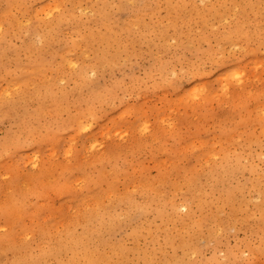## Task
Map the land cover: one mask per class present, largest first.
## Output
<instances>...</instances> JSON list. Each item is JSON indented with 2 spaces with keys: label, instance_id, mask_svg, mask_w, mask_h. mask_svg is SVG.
Here are the masks:
<instances>
[{
  "label": "rangeland",
  "instance_id": "1",
  "mask_svg": "<svg viewBox=\"0 0 264 264\" xmlns=\"http://www.w3.org/2000/svg\"><path fill=\"white\" fill-rule=\"evenodd\" d=\"M217 1L0 0V242L12 235L37 252L42 231L84 232L74 219L98 201L111 204L98 208L105 223H117L109 240L154 251L155 262L264 264V0ZM148 187L161 196L149 201ZM164 196L199 223L185 246L169 205L158 217Z\"/></svg>",
  "mask_w": 264,
  "mask_h": 264
},
{
  "label": "bare ground",
  "instance_id": "2",
  "mask_svg": "<svg viewBox=\"0 0 264 264\" xmlns=\"http://www.w3.org/2000/svg\"><path fill=\"white\" fill-rule=\"evenodd\" d=\"M182 1V0H181ZM218 1H221V0H218ZM217 1V3H219ZM230 1H232V5L233 6H235L234 4L236 3L235 2V0H230ZM237 2H241V0H236ZM9 2V1H8ZM11 2V1H10ZM17 2H18V0H17ZM26 2V1H25ZM193 2V1H192ZM205 2H207V1H205ZM213 2H215V1H213ZM19 3V2H18ZM24 3V2H23ZM23 3H21V4H23ZM178 3V2H177ZM29 4V3H28ZM180 4V3H179ZM184 4V3H183ZM182 4V5H183ZM213 3L211 2V4L210 5H212ZM220 4H221V2H220ZM251 4H253L254 5V3H251ZM260 4V2L258 3V5ZM54 5H56V4H54ZM53 5V6H54ZM60 5V4H59ZM162 5V4H161ZM196 5V4H195ZM227 5V4H226ZM229 5V7H230V4H228ZM231 5V6H232ZM245 5V4H244ZM12 6V5H11ZM21 6H23V5H21ZM25 6V5H24ZM26 6H28V5H26ZM57 6V5H56ZM61 6V5H60ZM59 6V7H60ZM179 6H181V5H179ZM212 6H214L215 7V5L213 4ZM211 6V7H212ZM236 6H237V9H238V5L236 4ZM242 6V5H241ZM29 7V6H28ZM38 7V6H37ZM187 7V6H186ZM199 7V6H198ZM202 7V6H201ZM222 7H224V6H222ZM242 7H244V6H242ZM46 8V7H45ZM52 8V7H51ZM78 8V7H77ZM77 8H76V10H77ZM217 8V7H216ZM216 8H215V13H217L216 12ZM226 8V7H225ZM225 8H222V9H225ZM246 8V7H245ZM14 9H15V7H14ZM17 9V8H16ZM36 9V8H35ZM43 9H44V7H43ZM50 9V8H49ZM48 9V10H49ZM54 9V8H53ZM205 9V8H204ZM218 9V8H217ZM221 9V8H220ZM244 9V8H243ZM46 10V9H45ZM44 10V11H45ZM51 10V9H50ZM59 10V9H58ZM198 10V9H197ZM201 10L203 11V8H201ZM206 10V9H205ZM227 10V9H226ZM230 10H232L231 9V7H230ZM229 10V11H230ZM235 10V9H234ZM233 10V11H234ZM29 11V10H28ZM43 11V12H44ZM47 11V10H46ZM54 11V10H53ZM57 10H55V12H56ZM74 11H75V9H74ZM187 11V10H186ZM207 11V10H206ZM209 11H212V9L210 10L209 9ZM208 11V12H209ZM220 11V10H219ZM239 11V10H238ZM246 11V10H245ZM15 12V11H14ZM24 12H26L25 10H24ZM42 12V13H43ZM48 12V11H47ZM76 12V11H75ZM78 12V11H77ZM76 12V13H77ZM171 12V11H170ZM179 12V11H178ZM196 12H201L200 11V9H199V11H196ZM204 12V11H203ZM203 12H201V13H203ZM221 12V11H220ZM36 13H38V12H36ZM40 13V12H39ZM46 13V12H45ZM50 13V12H49ZM234 13H236V12H234ZM192 14V13H191ZM194 14V13H193ZM198 14H200V13H198ZM221 14H223L222 12H221ZM203 15H205V14H203ZM214 16H218V15H215V14H213ZM226 15V14H225ZM233 15V14H232ZM231 15V16H232ZM250 15V14H249ZM54 16V15H53ZM88 16V15H87ZM198 16V15H197ZM222 16V15H221ZM236 16V15H235ZM238 16V15H237ZM138 17V16H137ZM199 17H201V16H199ZM203 17H205V16H203ZM32 18V17H31ZM50 18V17H49ZM100 18V17H99ZM163 18V17H162ZM217 18V17H216ZM224 17H222V19H223ZM228 18V17H227ZM23 19V18H22ZM197 19H199V18H197ZM203 19V18H202ZM64 20V19H63ZM182 20V19H181ZM208 20V19H207ZM211 20V19H210ZM5 21V20H4ZM51 21H52V19H51ZM130 22L131 21H133V20H129ZM220 21H221V19H220ZM220 21L218 22V23H220ZM52 22H54V21H52ZM204 22V21H203ZM223 22V21H222ZM226 22V21H225ZM224 22V23H225ZM234 22H235V20H234ZM40 23V22H39ZM202 23V22H201ZM200 23V24H201ZM229 23H230V21H229ZM253 23V22H252ZM134 24V23H133ZM157 25H159V24H157ZM253 25V24H252ZM200 26V25H199ZM226 26V25H225ZM24 27V26H23ZM31 27V26H30ZM228 27H230L229 25H228ZM14 28V27H13ZM27 28V27H26ZM223 28H225V27H222V30H223ZM24 29V28H23ZM28 29V28H27ZM50 29V28H49ZM202 29V28H201ZM37 30L39 31V29L37 28ZM83 30H85V29H83ZM228 30V29H227ZM1 31V30H0ZM21 31V30H20ZM81 31V30H80ZM93 31V30H92ZM216 31V30H215ZM230 31V30H229ZM235 31H237V30H235ZM247 31V30H246ZM22 32H23V30H22ZM198 32V31H197ZM225 32H227L226 30H225ZM29 33V32H28ZM67 33V32H66ZM65 33V34H66ZM81 33V32H80ZM234 33V32H233ZM34 34H36V33H34ZM37 34H39V33H37ZM46 34V33H45ZM49 34V33H48ZM90 34V33H89ZM95 34V33H94ZM213 34H214V32H213ZM230 34H231V32H230ZM247 34V33H246ZM26 35H27V33H26ZM97 35V34H96ZM190 35V34H189ZM193 35V34H192ZM28 36V35H27ZM45 36V35H44ZM98 36V35H97ZM232 36V35H231ZM34 37V36H33ZM47 37V36H46ZM232 37H234V36H232ZM232 37L230 38V40L228 41V42H232L233 40H231L232 39ZM37 38V37H36ZM105 38V37H104ZM107 38V37H106ZM206 38V37H205ZM35 39V38H34ZM66 39V38H65ZM223 40V39H222ZM83 41V40H82ZM214 41V40H213ZM226 41V40H225ZM226 41V42H227ZM61 42V41H60ZM143 42V41H142ZM254 42V41H253ZM77 43V42H76ZM75 43V44H76ZM223 43V42H222ZM77 44H79V42L77 43ZM213 44V43H212ZM232 44V43H231ZM22 45V44H21ZM143 45V44H142ZM189 45V44H188ZM194 45V44H193ZM207 45V44H206ZM230 45V44H229ZM80 46H81V42H80ZM214 46V45H213ZM85 46H83L82 48H84ZM90 47V46H89ZM88 47V48H89ZM211 47V46H210ZM221 47H222V45H221ZM79 48V47H78ZM223 48V47H222ZM70 49V48H69ZM226 49H228V48H226ZM78 50V49H77ZM76 50V51H77ZM81 51H82V49H80ZM84 50V49H83ZM215 51V50H214ZM16 52V51H15ZM77 53V52H76ZM84 54V51L82 52V55ZM97 54H98V52H97ZM215 54H217V53H215ZM77 55V54H76ZM81 55V56H82ZM68 56V55H67ZM2 57V56H1ZM47 57V56H46ZM66 57V56H65ZM69 57H71V56H68V58ZM85 57V55H83V58ZM72 58V57H71ZM75 58H76V56H75ZM203 58V57H202ZM35 59V58H34ZM40 59V58H39ZM38 59V60H39ZM67 59V58H66ZM70 59V58H69ZM79 59V58H78ZM222 59V58H221ZM36 60H37V57H36ZM48 60V59H47ZM75 60H77V59H75ZM253 60V63H254V59H252ZM251 60V61H252ZM69 61V60H68ZM84 60H82V62H83ZM86 61V60H85ZM39 62V61H38ZM90 62V61H89ZM34 63V62H33ZM189 63V62H188ZM41 64V63H40ZM75 64V63H74ZM76 64H78V63H76ZM83 64V63H82ZM14 65V64H13ZM21 65V64H20ZM24 65V64H23ZM65 65V64H64ZM238 65V64H237ZM19 66V65H18ZM29 66V65H28ZM52 66V65H51ZM76 66V65H75ZM74 66V67H75ZM83 66V65H82ZM104 66V65H103ZM240 66V65H239ZM239 66L237 67V68H239ZM70 67V66H69ZM91 67V66H90ZM19 68V67H18ZM66 68H68V67H66ZM72 68V67H71ZM70 69V68H69ZM203 69V68H202ZM232 69V68H231ZM236 69V68H235ZM71 70V69H70ZM239 70V69H238ZM238 70H236V72L238 71ZM252 70V69H251ZM261 70V69H260ZM29 71H30V69H29ZM38 71V70H37ZM48 71V70H47ZM94 71V70H93ZM197 71V70H196ZM230 71V70H229ZM244 71V70H243ZM258 71V70H257ZM262 71V70H261ZM27 72V71H26ZM67 72V71H66ZM79 72V71H78ZM231 72V71H230ZM240 72H241V70H240ZM240 72H238V75L240 76ZM252 72V71H251ZM250 72V73H251ZM65 73V72H64ZM226 73V72H225ZM227 74V73H226ZM225 74V75H226ZM248 73H246V75H247ZM5 75V74H4ZM57 75V74H56ZM230 75V74H229ZM228 75V76H229ZM232 75H233V77H235V78H238V77H236V76H238L236 73L234 74V72L232 73ZM250 75H252V74H250ZM48 76V75H47ZM55 76V75H54ZM60 76V75H59ZM89 76V75H88ZM168 76V75H167ZM224 76V75H223ZM228 76L227 77H225L226 78V80H228ZM244 75L242 74L239 78H241V77H243ZM260 76V75H259ZM57 77V76H56ZM191 77V76H190ZM219 77H221V76H219ZM231 77V75L229 76V78ZM246 77V76H245ZM245 77H243V78H245ZM27 78V77H26ZM181 78V77H180ZM189 78V77H188ZM218 78V77H217ZM232 78V77H231ZM249 78V77H248ZM23 79V78H22ZM44 80V79H43ZM58 80V79H57ZM81 80V79H80ZM245 80V79H244ZM28 81V80H27ZM40 81V80H39ZM101 81V80H100ZM218 81H220L219 79H218ZM229 81V80H228ZM230 81H231V79H230ZM62 82V81H61ZM242 82V81H241ZM254 82V81H253ZM1 83V82H0ZM236 83V82H235ZM257 83V82H256ZM17 84V83H16ZM242 84V83H241ZM251 84V83H250ZM199 85V84H198ZM226 85V84H225ZM231 85V84H230ZM3 86V85H2ZM2 86L0 87V88H2ZM205 86V85H204ZM234 86V85H233ZM241 86V85H240ZM4 87V86H3ZM27 87V86H26ZM193 87V86H192ZM227 87V86H226ZM238 87V86H237ZM251 87V86H250ZM61 88V87H60ZM234 88H235V86H234ZM234 88H232V89H234ZM248 88V87H247ZM42 89V88H41ZM54 89V88H53ZM231 89V90H232ZM207 90V89H206ZM228 90V89H227ZM230 90V91H231ZM197 91V90H196ZM234 91V90H233ZM244 91V90H243ZM198 92V91H197ZM234 92H236V91H234ZM185 93V92H184ZM227 93V92H226ZM206 94V93H205ZM46 95V94H45ZM44 95V96H45ZM226 95V94H225ZM71 96V95H70ZM81 96V95H80ZM232 96H233V94H232ZM207 97V96H206ZM46 98V97H45ZM203 98V97H202ZM38 99V98H37ZM44 99V98H43ZM15 100V99H14ZM35 100V99H34ZM246 100V99H245ZM72 101V100H71ZM46 102V101H45ZM112 102V101H111ZM74 103V102H73ZM25 107V106H24ZM254 107V106H253ZM23 108V107H22ZM262 108H264V107H262ZM239 109V108H238ZM258 109V108H257ZM76 110V109H75ZM27 111V110H26ZM254 116V115H253ZM45 117V116H44ZM7 118V117H6ZM141 119V118H140ZM20 123V122H19ZM145 123V122H144ZM60 124H62V123H60ZM91 124V123H90ZM56 125V124H55ZM145 125H146V123H145ZM135 126V125H134ZM240 127V126H239ZM81 128V127H80ZM144 128V127H143ZM166 128V127H165ZM168 128V127H167ZM261 128V127H260ZM82 129V128H81ZM136 129V128H135ZM262 129V128H261ZM138 130V129H137ZM136 130V131H137ZM244 130V129H243ZM21 133V132H20ZM49 133V132H48ZM88 133H90V132H88ZM141 133V132H140ZM47 134V133H46ZM231 134V133H230ZM234 134V133H233ZM103 135V134H102ZM105 135V134H104ZM221 135V134H220ZM75 136V135H74ZM94 136V135H93ZM216 136V135H215ZM226 136V135H225ZM91 137V136H90ZM218 137V136H217ZM205 138V137H204ZM226 138H228L229 139V135L228 136H226ZM257 138V137H256ZM74 139V138H73ZM194 139V138H193ZM227 139V140H228ZM70 140V139H69ZM191 140V139H190ZM189 140V141H190ZM196 140V139H195ZM204 140V139H203ZM202 140V141H203ZM226 140V141H227ZM37 141V140H36ZM100 141V140H99ZM204 141H207V139H205ZM217 141H218V138H217ZM85 142V141H84ZM211 142H213L212 140H211ZM224 142V141H223ZM187 143H188V141H187ZM210 143V142H209ZM219 143V142H218ZM222 143V142H221ZM225 143V142H224ZM71 144H72V142H71ZM70 144V145H71ZM91 144V143H90ZM234 144V143H233ZM182 145V144H181ZM219 145V144H218ZM223 145V144H222ZM217 146V145H216ZM230 147V146H229ZM228 147V148H229ZM202 148V147H201ZM222 148V147H221ZM224 148V147H223ZM222 148V149H223ZM237 148V147H236ZM85 149V148H84ZM124 150V149H123ZM204 150V149H203ZM216 150V149H215ZM167 151V150H166ZM202 151V150H201ZM204 151H206V150H204ZM234 151V150H233ZM68 152V151H67ZM199 153H200V151H198ZM221 151H219V153H220ZM33 153V152H32ZM167 153V152H166ZM212 153V152H211ZM228 153H230V150H229V152ZM19 154V153H18ZM27 154V153H26ZM216 154V156H218L217 155V153H215ZM215 154H213V155H215ZM232 154V153H231ZM23 155V154H22ZM82 155V154H81ZM208 155V154H207ZM211 155V154H210ZM220 155V154H219ZM230 155V154H229ZM233 155V154H232ZM238 155H240V154H238ZM238 155H234V156H238ZM7 156V155H6ZM10 156V155H9ZM103 156V155H102ZM215 156V157H216ZM79 157V156H78ZM81 157V156H80ZM89 157V156H88ZM202 157V156H201ZM206 157V156H205ZM209 157V156H208ZM207 157V158H208ZM210 157H212V156H210ZM210 157H209V159H210ZM28 158H29V156H28ZM82 158V157H81ZM126 158V157H125ZM199 158V157H198ZM31 159H32V157L29 159L30 161H31ZM85 159V158H84ZM206 159V158H205ZM209 159H207L208 161H209ZM212 159H214V157L212 158ZM231 159V158H230ZM229 159V160H230ZM237 159V158H236ZM28 160V159H27ZM28 160V161H29ZM171 160V159H170ZM207 160H206V162H207ZM200 161V160H199ZM203 161V160H202ZM109 161H107V163H108ZM215 162V161H214ZM232 162V161H231ZM236 162V161H235ZM67 163V162H66ZM91 163V162H90ZM222 163V162H221ZM39 164V163H38ZM92 164H94V163H92ZM130 164V163H129ZM200 164V163H199ZM210 164V163H209ZM231 164V163H230ZM237 164V163H236ZM24 165V164H23ZM67 165V164H66ZM203 165H204V163H203ZM223 165H225V163H223ZM1 166H3V164L1 165ZM38 166V165H37ZM88 166V165H87ZM232 166V165H231ZM234 166H237V165H234ZM113 167H114V165H113ZM227 167H228V165H227ZM239 167V166H238ZM257 168V167H256ZM182 169V168H181ZM225 169V168H224ZM229 169V168H228ZM231 169H232V167H231ZM230 169V170H231ZM20 170V169H19ZM36 170V169H35ZM21 171H22V169H21ZM36 171H38V170H36ZM88 171V170H87ZM100 171V170H99ZM207 171V170H206ZM101 172V171H100ZM100 172H98V173H100ZM128 172V171H127ZM211 171H209V173H210ZM228 172H230V171H228ZM20 173V172H19ZM97 173V174H98ZM188 173V172H187ZM194 172H192L191 174H193ZM207 173V172H206ZM22 174V173H21ZM29 174V173H28ZM32 174V173H31ZM84 174H87V172L85 173L84 172ZM96 174V175H97ZM90 175V174H89ZM95 175V176H96ZM207 175H209L208 173H207ZM259 175V174H258ZM18 176V175H17ZM82 176V175H81ZM91 176H92V174H91ZM255 176V175H254ZM19 177V176H18ZM25 177H26V174H25V176H24V179H25ZM97 177V176H96ZM96 177H94V179H96ZM128 177V176H127ZM23 178V177H22ZM44 178H46V177H44ZM93 178V177H92ZM196 178V177H195ZM14 179V178H13ZM104 179V178H103ZM134 180H136L135 178H134ZM22 182H23V180H21ZM140 181H142L143 182V180L142 179H140ZM163 182H164V180H162ZM9 182V181H8ZM7 182V183H8ZM141 182V183H142ZM144 182H146V181H144ZM196 182V181H195ZM208 182V181H207ZM160 183V182H159ZM198 183V182H197ZM25 184V183H24ZM27 184V183H26ZM80 184V183H79ZM86 184H90L89 182H87ZM138 185L140 184V183H137ZM136 184V185H137ZM29 185V184H28ZM131 185V184H130ZM137 185V186H138ZM141 186L142 185H147V184H140ZM153 185V184H152ZM160 185H162V184H160ZM261 185V184H260ZM76 186V185H75ZM79 186V185H78ZM86 186V185H85ZM84 186V187H85ZM97 186V185H96ZM165 186V185H164ZM200 186V185H199ZM238 186V185H237ZM3 187V186H2ZM10 187V186H9ZM8 187V188H9ZM87 187V186H86ZM155 187V186H154ZM194 187H195V185H194ZM21 188V187H20ZM26 188V187H25ZM115 188V187H114ZM126 188V187H125ZM207 188V187H206ZM211 188V187H210ZM121 189V188H120ZM148 189V194H147V199L149 200V201H153V200H155V198H157V197H154L155 195L157 196H161L160 195V193H159V191H158V189H152V187L151 188H147ZM160 189V191L163 189L164 190V187H162V189L161 188H159ZM174 189V188H173ZM202 189V188H201ZM224 190H225V188H223ZM2 190V189H1ZM126 190V189H125ZM144 190V189H143ZM174 190H176V188L174 189ZM109 191H110V189H109ZM188 191V190H187ZM190 191V190H189ZM188 191V192H189ZM194 191V190H193ZM198 191V190H197ZM196 191V192H197ZM200 191V190H199ZM205 191V190H204ZM4 192H6V191H4ZM10 192V191H9ZM111 192V191H110ZM110 192H109V194H110ZM112 192H114V190H112ZM116 192V191H115ZM114 192V193H115ZM145 192V191H144ZM174 192V191H173ZM175 192H177V191H175ZM8 194V193H7ZM100 194V193H99ZM108 194V195H109ZM120 194V193H119ZM175 194V193H174ZM262 194H264V193H262ZM4 195H6V193L4 194ZM86 195H89V194H86ZM90 195H91V193H90ZM191 195V194H190ZM246 195H248V194H246ZM54 196H55V194H54ZM166 196V195H165ZM165 196H164V198L163 197H161V198H159V200H163V199H165L164 200V202L165 203H161V206H157V204H156V206L158 207V211H156V212H158V217H159V215L161 216V217H164V215H165V210H164V208L162 207V206H166V205H169V208L171 209L170 210V216H171V218L172 217H175L176 215L178 216L177 217V219L176 220H178V224H179V226H181L180 228L182 229L181 231H177L175 234H176V236H174V237H180L179 238V240H177L178 241V243L176 242V244L177 245H182V246H185V245H183V244H186L187 243V241L189 240V238L187 239L186 237H185V234L186 235H192V234H197V232H198V230L200 229V226H198V222H194V223H192L191 222V225H192V227H191V225H189L190 224V221L189 220H187V219H185L184 217H185V215L184 216H179V214L177 213H175L176 212V207L175 206H179L180 204H178V203H176L177 201L175 200V199H172L171 197H170V199L168 198V197H166V198H168L167 200H166V198H165ZM168 196V195H167ZM192 196V195H191ZM202 196H204V194H202ZM207 196V195H206ZM17 197H18V195H17ZM81 197H82V195H81ZM105 197V196H104ZM103 197V198H104ZM109 197V196H108ZM114 197V196H113ZM102 198V200H105V199H103ZM7 199H9V198H7ZM38 199V198H37ZM71 199V198H70ZM86 198H84L83 200H85ZM87 199H88V196H87ZM92 199H94V197L92 196ZM101 199V198H100ZM108 199V198H107ZM194 199V198H193ZM90 200H91V198H90ZM86 201L85 200V202L84 203H86V202H88V204L87 205H89L90 203L89 202H91V201ZM146 200V199H145ZM70 201V200H69ZM80 201H82V200H80ZM93 201V200H92ZM148 201V202H149ZM157 201V200H156ZM5 202V201H4ZM105 202V201H104ZM106 202H107V200H106ZM168 202V203H167ZM187 202H188V200H187ZM220 202H221V204L223 205V204H227V203H230L231 204V202H232V194L231 193H228V194H224L223 196H221V199H220ZM249 202V201H248ZM131 203V202H130ZM133 203V202H132ZM206 203V202H205ZM204 203V204H205ZM1 204V203H0ZM24 204V203H23ZM60 204V203H59ZM63 204V203H62ZM67 204V203H66ZM68 204H70V202L68 203ZM114 204H116V203H114ZM153 204V203H152ZM166 204V205H165ZM181 204L182 205H184V206H186L185 204H184V202H181ZM189 204V203H188ZM203 204V205H204ZM209 204V203H208ZM251 204V203H250ZM72 205H73V203H72ZM191 205H193V204H191ZM198 205H202V203H201V201H200V203L198 204ZM228 205V204H227ZM58 206V205H57ZM69 206V205H68ZM90 206V205H89ZM110 206H111V204L110 203H107V204H102V203H100V202H98V201H94L93 202V208L91 207L88 211H86L85 210V208L87 207L86 205H84V210L85 211H83L82 213H80V214H78L77 216H76V218L74 219V223H77V222H79V223H81V224H83L85 227H83V229L82 230H85L84 232H82V233H80V234H78V233H75V231H73V230H76V228L75 229H72L71 228V225H70V228L66 231V233H64V235L63 236H59L58 234H55V235H52V234H50L49 232L47 233L46 231H42L41 233H39V236H40V241H41V244L42 245H44V246H42L39 250H37V252H36V250L33 248V245L30 243V242H28V241H23L22 239H17V238H15V237H13L12 235H10V236H8V237H6V238H4L1 242H0V264H127L128 262H130V258H132L131 257V254H132V256H134V255H136L137 256V258H139L138 260H139V262L138 263H135V264H170V262H173L174 260L172 259V257H165V259H164V261H163V263H160V261L159 262H155L154 261V258H153V255H154V251H151V250H147V249H144V248H140V247H137V246H133V247H130V248H127V247H125V245H124V243L121 241V240H119L118 242H116L115 244H113L110 240H109V237L107 236V233H109V229L111 228L110 227V225H113V226H115V225H117V223H115V225H114V217L115 216H111L110 217V215H109V217H105V218H107L106 220H107V224L109 223L108 221H110V225H107L106 223H105V221L103 220V216H102V214H100V212H99V210H98V208H103V209H105L104 211L105 212H107L108 213V210H109V208H110ZM133 206V205H132ZM137 206V205H136ZM152 206V205H151ZM229 206V205H228ZM7 208H8V206H6ZM59 207H60V205H59ZM82 207V206H81ZM114 207V206H113ZM117 207H120L119 205H117ZM156 207V208H157ZM189 207V206H188ZM199 207V206H198ZM204 207V206H203ZM223 207H224V205H223ZM1 208V207H0ZM61 208V207H60ZM65 208H66V205H65ZM64 208V209H65ZM143 208V207H142ZM148 208V206H146V209ZM154 208V207H153ZM152 208V209H153ZM178 208H180V206L178 207ZM185 208V207H184ZM196 208H197V206H196ZM67 209V208H66ZM149 209H151L150 207H149ZM166 209V208H165ZM190 209V208H189ZM188 209V210H189ZM217 210H216V212H213V213H215V215H214V217H215V222H217L218 223V226L220 227V225H222L221 224V219L219 220L218 218H217V214L220 212V210H221V207H219V208H216ZM220 209V210H219ZM112 210H114V209H112ZM117 210H119V209H117ZM122 210V209H121ZM124 210V209H123ZM157 210V209H156ZM167 210V209H166ZM181 210V209H180ZM191 210H194V209H191ZM214 210V209H213ZM33 211V210H32ZM61 211V210H60ZM77 211H79V210H77ZM143 211V210H142ZM175 211V212H174ZM246 211V210H245ZM115 212H117V211H115ZM169 212V211H168ZM226 212V211H225ZM234 212V211H233ZM77 213V212H76ZM114 213V212H113ZM119 213V212H118ZM138 213V212H137ZM186 213H188V211L186 212ZM201 213H203V212H201ZM13 214V213H12ZM22 214V213H21ZM69 214V213H68ZM143 214V213H142ZM168 215H169V213H167ZM174 214H176L175 216H174ZM34 215V214H33ZM36 215V214H35ZM124 215H126V213L125 214H123V216ZM173 215V216H172ZM187 215V214H186ZM198 215V214H197ZM213 215V214H212ZM50 216V215H49ZM62 216V215H61ZM70 216V215H69ZM167 216V215H166ZM170 216H168L169 218H170ZM188 218H190V217H192L191 216V213L189 212L188 213ZM16 218V217H15ZM128 218V217H127ZM166 218V217H165ZM221 218V217H220ZM45 219V218H44ZM64 219H66V218H64ZM117 219V218H116ZM135 219V218H134ZM175 219V218H174ZM174 219H173V222H174ZM195 219V218H194ZM200 218H199V216H198V220H199ZM217 219L219 220V221H217ZM5 220H7V218L5 219ZM4 220V221H5ZM17 220V219H16ZM164 220H166V219H164ZM186 220V221H185ZM193 220V219H192ZM116 221V220H115ZM167 221H169V220H167ZM172 221V220H171ZM16 222H18V220L16 221ZM40 223V222H39ZM51 223V222H50ZM165 223H167V222H165ZM52 224V223H51ZM150 224V223H149ZM176 224V223H175ZM239 224V223H238ZM48 225V224H47ZM189 225V226H188ZM56 226H57V224H56ZM55 226V227H56ZM60 226V225H59ZM173 226V225H172ZM233 226V225H232ZM116 227V226H115ZM175 227V226H174ZM191 227V228H190ZM195 227H196V229H195ZM227 227V226H226ZM50 228V227H49ZM85 228V229H84ZM112 228H114V227H112ZM176 228H178V227H176ZM179 228V229H180ZM12 229V228H11ZM169 229V228H168ZM188 229V230H187ZM219 229V228H218ZM50 230V229H49ZM56 230H57V227H56ZM191 230V231H190ZM54 231V230H53ZM166 231V230H165ZM167 231H169V230H167ZM192 231H194L193 233H191ZM233 231V230H232ZM258 231V230H257ZM39 232V231H38ZM140 231H138V230H135V231H133L131 234H133L135 237H137V235H138V233H139ZM144 233V232H143ZM148 233H149V230H148ZM214 233V232H213ZM28 234V233H27ZM111 234V233H110ZM198 234H199V232H198ZM35 235V234H34ZM132 235V236H133ZM150 235V234H149ZM149 235L147 236V238L149 237ZM204 236V235H203ZM216 236V235H215ZM22 237V236H21ZM25 237V236H24ZM91 237H93L94 239H95V243H93V245H89V238H91ZM189 237H191V236H189ZM250 237V236H249ZM2 238V237H1ZM0 238V239H1ZM113 237H111V239H112ZM134 238V237H133ZM138 238V237H137ZM165 238V241L167 242V243H169L170 245H173V243H170L169 241H168V239H167V235L164 237ZM192 238V237H191ZM250 239V238H249ZM197 240V239H196ZM35 241H36V239H35ZM112 241H115L114 239L112 240ZM174 242V243H175ZM199 242V241H198ZM33 243V242H32ZM159 243V242H158ZM190 243V242H189ZM39 244V243H38ZM140 245V244H139ZM156 245V244H155ZM154 245V246H155ZM165 245V244H164ZM141 246V245H140ZM197 244L196 243H194V242H192V239H191V243H190V245L188 244V246H186L187 247V251L188 252H195V250L197 249ZM37 247H39L38 245H37ZM242 247V246H241ZM148 248V247H147ZM107 249V250H106ZM183 249V248H182ZM184 250H185V248H184ZM10 252L11 253V256H10V253H9V256H6L5 257V255H6V252ZM238 251V250H237ZM242 251V250H241ZM224 252V251H223ZM68 254V256H63L64 254ZM262 253V252H261ZM160 254V253H159ZM192 254V253H191ZM220 254V253H219ZM236 254V253H235ZM234 254V255H235ZM164 255V254H163ZM254 255V254H253ZM167 256V255H166ZM226 256V255H225ZM230 256V255H229ZM228 255H227V258H226V260H227V262H228V259L230 258ZM7 257H8V259H7ZM11 257V258H10ZM185 257V256H184ZM218 257V256H217ZM235 257V256H234ZM237 257H239L238 255H237ZM257 257V256H256ZM262 257H264V256H262ZM10 258V259H9ZM48 258H52L51 259V261H49L48 260ZM174 258V257H173ZM223 258V257H222ZM245 258V257H244ZM156 259V258H155ZM185 259V258H184ZM189 259V258H188ZM219 259V258H218ZM248 259V258H247ZM255 259V258H254ZM262 259H264V258H262ZM134 260V259H133ZM181 261V260H180ZM213 261V260H212ZM222 261V260H221ZM220 261V262H221ZM234 261V260H233ZM240 261V260H239ZM215 262V261H214ZM219 263V262H218ZM237 263H238V261H237ZM257 263V262H256ZM259 263V262H258ZM181 264V263H180Z\"/></svg>",
  "mask_w": 264,
  "mask_h": 264
}]
</instances>
